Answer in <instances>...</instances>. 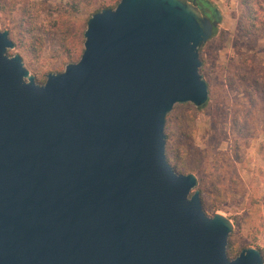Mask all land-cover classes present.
<instances>
[{
	"label": "water",
	"instance_id": "95a60500",
	"mask_svg": "<svg viewBox=\"0 0 264 264\" xmlns=\"http://www.w3.org/2000/svg\"><path fill=\"white\" fill-rule=\"evenodd\" d=\"M218 23L194 1L120 0L43 84L0 30V264H264L229 257L232 221L166 152L174 106L209 101L200 47Z\"/></svg>",
	"mask_w": 264,
	"mask_h": 264
},
{
	"label": "rangeland",
	"instance_id": "374dc122",
	"mask_svg": "<svg viewBox=\"0 0 264 264\" xmlns=\"http://www.w3.org/2000/svg\"><path fill=\"white\" fill-rule=\"evenodd\" d=\"M211 1L220 10L221 20L217 32L200 47V73L209 86V101L201 109L190 102L174 106L170 145L181 148V160L191 167L190 172L176 171L195 173L206 185L205 212L220 213L232 221L227 252L233 246L235 255L229 257L235 258L247 247L258 248L263 256L264 103L246 91L249 83L243 75L264 77V32L243 29L239 0ZM100 2L0 0V30H8L15 44L8 54L21 55L36 81L43 84L48 73L63 72L69 63L80 60L88 20ZM180 118L187 124L183 135L177 127ZM221 179L224 185L213 188Z\"/></svg>",
	"mask_w": 264,
	"mask_h": 264
},
{
	"label": "trees",
	"instance_id": "16d2710c",
	"mask_svg": "<svg viewBox=\"0 0 264 264\" xmlns=\"http://www.w3.org/2000/svg\"><path fill=\"white\" fill-rule=\"evenodd\" d=\"M120 0H101L100 8L96 11H100L104 8H115ZM204 10V12L212 17L213 19L220 20L221 13L218 7L211 1V0H197ZM240 4V13L238 15L239 21L245 31L255 32V33H262L264 32V0H239ZM95 12V13H96ZM217 32V28H214L213 35ZM245 82L249 83V86L246 91L250 95L257 96L261 99V102L264 103V77H252L249 78L248 73L243 75ZM203 108V107H201ZM196 107V109H201ZM175 118L172 112H170L167 116V123H166V136H167V146L166 152L167 157L171 165L174 167L175 170H179L181 172H190L191 167L183 162L182 159V150L180 147H172L170 145L171 135L170 133L172 130L170 129L171 119ZM178 131L183 135L187 129V124L185 121H181L178 124ZM240 145L239 142L235 143V150L239 152ZM178 159V161H176ZM219 170V168H218ZM218 172V171H216ZM220 185H224L223 180H219L213 183V188L219 189ZM205 184L202 181L198 180L197 187L201 192V198L203 205L207 204V199L203 195L205 193L206 188ZM231 235V234H230ZM233 246L228 249V254L234 256ZM261 251V250H260ZM264 256V255H263Z\"/></svg>",
	"mask_w": 264,
	"mask_h": 264
},
{
	"label": "flooded vegetation",
	"instance_id": "af4514ba",
	"mask_svg": "<svg viewBox=\"0 0 264 264\" xmlns=\"http://www.w3.org/2000/svg\"><path fill=\"white\" fill-rule=\"evenodd\" d=\"M188 1H194V2L198 5V7L203 11L204 15L207 16L208 18H210V20H211L212 22L217 20V19H213L212 17H210L209 15H207V14L204 12V10L201 8V6H200V4H199V2H198L197 0H188ZM220 20H221V19H220ZM220 20H219V22H220Z\"/></svg>",
	"mask_w": 264,
	"mask_h": 264
}]
</instances>
